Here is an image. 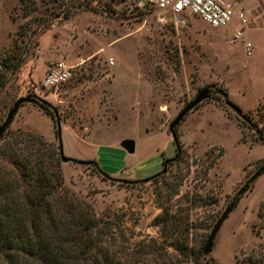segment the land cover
I'll use <instances>...</instances> for the list:
<instances>
[{"label": "rangeland", "instance_id": "rangeland-1", "mask_svg": "<svg viewBox=\"0 0 264 264\" xmlns=\"http://www.w3.org/2000/svg\"><path fill=\"white\" fill-rule=\"evenodd\" d=\"M136 1L35 0L24 11L17 0H0V123L20 96L47 101L57 111L63 154L71 160L60 158L54 118L32 102L19 106L0 147L11 133L41 135L57 151L65 187L98 217L111 218L119 251L179 238L200 264H264V171L221 223L211 251L203 253L218 218L264 163V143L253 141L252 129L219 105L224 102L217 91L224 88L243 112L264 105L254 46L246 57L242 41L228 43L233 22L212 27L187 12L185 23L176 25L169 14L160 22ZM226 53L234 54L231 73ZM6 57L9 70L1 64ZM57 60L71 66L70 78L47 89L45 72ZM209 85L208 97L175 128L180 159L164 176L149 179L176 154L170 122ZM250 114L260 124L257 112ZM147 256L158 261L154 252Z\"/></svg>", "mask_w": 264, "mask_h": 264}, {"label": "trees", "instance_id": "trees-1", "mask_svg": "<svg viewBox=\"0 0 264 264\" xmlns=\"http://www.w3.org/2000/svg\"><path fill=\"white\" fill-rule=\"evenodd\" d=\"M17 1L24 11L35 3V0ZM7 58L1 63L5 70L11 69ZM3 83L4 78L0 75V87ZM208 87L210 90L213 85ZM217 91L224 102L219 105L225 109V101H229L226 91L222 87ZM32 103L54 118L57 137L51 104L39 98ZM253 111L257 112L260 124L254 123L251 111H242L245 118L239 117L241 123L238 124L244 123L252 129L255 134L253 141L264 143V105ZM173 138L175 156L163 162L166 163L164 172L160 171L149 179L164 176L167 166L180 159L176 129ZM58 153L60 155V151ZM90 163L101 172L97 162ZM252 181L240 194L236 193L235 203L250 188ZM260 215L263 217L264 211ZM161 218L159 214L155 220L160 222ZM110 221L109 216L105 219L98 217L88 201L65 187L57 151L41 135L21 131L11 133L0 147V264H200L199 255L192 253L188 244H183L179 238L147 242L139 252L128 247L119 251L115 248ZM169 246L181 257L172 255L171 260L172 256L167 251ZM153 252L158 255V261L147 256Z\"/></svg>", "mask_w": 264, "mask_h": 264}, {"label": "built area", "instance_id": "built-area-1", "mask_svg": "<svg viewBox=\"0 0 264 264\" xmlns=\"http://www.w3.org/2000/svg\"><path fill=\"white\" fill-rule=\"evenodd\" d=\"M247 0H137L135 6L139 10L155 12L160 22L167 21V14L174 18V23H185L184 12L195 15L206 21L212 27H226L234 20L240 24L228 37L229 44L243 41L244 51L247 56L252 54V44L243 40L244 27L248 18L243 9ZM109 64L113 61L108 60ZM71 66L57 60L48 67L43 79V87L57 89L64 85L70 78Z\"/></svg>", "mask_w": 264, "mask_h": 264}, {"label": "water", "instance_id": "water-1", "mask_svg": "<svg viewBox=\"0 0 264 264\" xmlns=\"http://www.w3.org/2000/svg\"><path fill=\"white\" fill-rule=\"evenodd\" d=\"M209 95V87L208 86H204L203 88H201L196 95L194 96V98L192 100H190L188 103H186L182 109L178 112V114L174 117V119L170 122L169 126H168V130L169 132L173 135L175 134V128L176 126L181 122V120L184 118V116L190 112L193 108H195L199 103H201L202 101H204ZM34 100H36L35 96H30V95H26V96H20L18 97L12 104L11 108L9 109V111L7 112L5 118L3 119V121L0 123V137L3 135V133L5 132L6 128L10 125V123L13 120V117L15 116V114L18 111V108L20 105H22L23 103L26 102H33ZM226 105L232 109L236 115L242 119L245 118V116L242 113V110L235 105L234 103L230 102V101H225ZM54 111V116L56 119V127H57V137H58V141L60 143V147H59V151H60V158L62 161L66 162L68 160H71V158L65 156L63 154V149H62V144H61V126H60V121L57 115V111L55 108H53ZM126 146L129 149V151H133L134 150V143L131 141H127L126 142ZM166 164V163H165ZM165 164H163V168H162V172L165 171ZM264 171V163L257 169V171L250 177V179L248 180V182L254 180L257 176H259L262 172ZM248 182L245 183L243 185V187L239 190L238 194H240L244 188L248 185ZM235 205V200H232L230 202V204L226 207V209L223 211V213L221 214V216L218 218V220L216 221V223L214 224L213 228L211 229L206 242L204 244L203 247V253L204 254H208L212 247H213V242H214V238H215V234L217 232V230L219 229L221 223L223 222V220L227 217V215L230 213V211L233 209Z\"/></svg>", "mask_w": 264, "mask_h": 264}, {"label": "crops", "instance_id": "crops-1", "mask_svg": "<svg viewBox=\"0 0 264 264\" xmlns=\"http://www.w3.org/2000/svg\"><path fill=\"white\" fill-rule=\"evenodd\" d=\"M243 9L248 18V22L244 27L243 31V40L251 42L254 46L255 52V60L260 66L261 76L264 79V0H247L243 5ZM232 29H237L240 27L239 22L237 20L233 21ZM15 29V28H14ZM14 29L11 31L10 36L14 32ZM243 42V41H242ZM243 46V44H241ZM244 49V46H243ZM233 54V53H232ZM226 53L225 61L229 64L227 67V72L231 73V69L233 66V58L234 54ZM245 54V51H244ZM232 55V56H231ZM252 55V54H251ZM250 55V56H251ZM247 57V55L245 54ZM111 64H108V68ZM256 104L254 103L251 106V110L255 109Z\"/></svg>", "mask_w": 264, "mask_h": 264}]
</instances>
